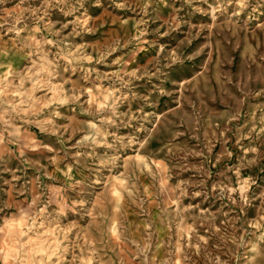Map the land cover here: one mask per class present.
<instances>
[{"label": "rangeland", "instance_id": "rangeland-1", "mask_svg": "<svg viewBox=\"0 0 264 264\" xmlns=\"http://www.w3.org/2000/svg\"><path fill=\"white\" fill-rule=\"evenodd\" d=\"M0 264H264V0H0Z\"/></svg>", "mask_w": 264, "mask_h": 264}]
</instances>
